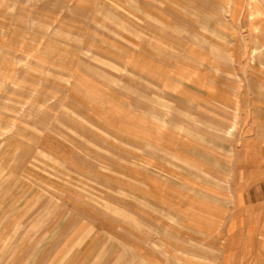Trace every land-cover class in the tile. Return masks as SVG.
Instances as JSON below:
<instances>
[{
    "label": "rangeland",
    "instance_id": "1",
    "mask_svg": "<svg viewBox=\"0 0 264 264\" xmlns=\"http://www.w3.org/2000/svg\"><path fill=\"white\" fill-rule=\"evenodd\" d=\"M2 1L0 27L10 26L18 35L14 36L9 61L0 60V99H4L0 100V264H97L100 256L104 257L102 264H122L141 261L139 257L143 255H159L145 240L158 241L160 229H144L142 235L137 229L119 225L118 219L125 218L123 208L119 211V199L131 197L117 190L121 172L152 177L156 185L166 188V174L177 178L183 171H216L221 177L217 194L222 196L215 201L224 217L222 229L231 230L238 223L243 230L238 233L245 238L253 235L251 227L259 223L263 232L260 236L264 237V225L260 223L264 220V202L259 203L264 198V79L245 78L253 72L261 76L256 56L261 51L256 50L252 60L251 49L260 46L264 36L254 24L257 18L248 11L251 0H137L144 9L157 8L161 14L157 23L149 16L135 20L141 14L133 0ZM263 1L258 0L261 8ZM7 6L14 12L10 13ZM134 22L162 36L142 34L152 37L160 45L157 49L167 53L175 64L187 49L198 51L197 59L191 60L195 72L184 71V79H169L170 72L165 69L160 74L162 79H137L133 69L117 67L116 62L85 46L125 55L117 47L134 49L127 38L128 29L123 34L124 26L133 27ZM69 26H73V40L67 39ZM24 33L27 35L23 37ZM5 38L0 35V44L8 46ZM57 39L62 41L56 44L57 51L46 50L47 41ZM140 40L144 41V37ZM26 51L27 65L22 60ZM218 51L222 56L216 54ZM5 52L1 54L6 55ZM92 57L96 66H103V77L96 75L100 74L99 69L89 66L95 73L92 74L85 65L91 63ZM162 61L160 57L157 63L166 68L165 60ZM251 64L255 71L249 68ZM73 67L83 79H70L69 70ZM178 70L180 75L182 70ZM93 81L99 85L96 91ZM141 87L147 88L146 93L156 103L152 105L155 116H148L140 105ZM5 98L12 104L8 111ZM102 99L106 104L109 99L114 100L113 107L116 104L108 127L92 114L91 106L101 104ZM166 113L174 125L186 121L195 131L200 124L213 128L226 124L221 131L186 132L190 136L187 138L195 141L202 135H217L213 139L227 142L221 154L232 152L231 160L223 158L205 166L168 156L165 145H172L171 134L175 135L176 145L187 140L182 139L185 132L180 128L172 133L170 126H164ZM144 114L161 128L153 126V133L139 131L138 125L145 127L147 123L140 120ZM77 121L84 124L83 131L76 130ZM86 124L94 130L91 127L87 131ZM52 126L55 131L50 130ZM97 140L114 146L109 147L101 163L85 154L82 145ZM154 142L165 149L146 146ZM189 151L199 156L196 151ZM96 174L108 178L109 184L96 179ZM169 181L180 193L194 192L185 183L202 182ZM154 194L160 195L156 191ZM177 200L173 199L175 203ZM160 214L166 218L163 211ZM188 226L181 228L177 224L176 231L188 237L183 240L175 235L173 242L177 243L178 238L181 246H187L204 239L221 244L215 229L208 233ZM157 262L165 263L162 259ZM232 264L247 261L234 259Z\"/></svg>",
    "mask_w": 264,
    "mask_h": 264
},
{
    "label": "crops",
    "instance_id": "2",
    "mask_svg": "<svg viewBox=\"0 0 264 264\" xmlns=\"http://www.w3.org/2000/svg\"><path fill=\"white\" fill-rule=\"evenodd\" d=\"M2 2L3 1L0 0L1 4H3ZM133 2L135 3L134 7L136 6L135 7L136 9H140L139 14H141V16L136 15L134 17L135 20H139L142 17L149 16L154 23L158 22V18H159L158 16H161V14H158L157 8L151 6V8L149 9H144L142 4L137 0H133ZM249 5L250 6H248V11L253 15V17L255 16L258 20V21L255 20L254 22V24L257 25L256 29H259V33H261L264 36V7L261 8L258 5V0H251ZM6 9H8L10 13L14 12V8H12L11 6H7ZM10 19L12 23L14 20L13 17H11ZM69 23L67 22V24ZM69 25H73V24L71 23ZM137 25L138 23L134 22L133 27L126 28L124 26L125 31L123 34L127 33L126 29H128L131 38L127 37V35L125 36L128 38L130 43L134 44V49H131L132 51L128 47H126L125 49L124 45L123 46L118 45L117 47L118 50L120 52L126 53L125 55H115L114 53H112L113 51L109 52V50L105 51L104 49H99V48L95 49L90 44H86L85 46L87 47L88 50L90 51L94 50L96 52H100L101 55H103V57H106L107 59L116 62L117 64L116 63L114 64L115 66L118 65L117 67H124L126 68V70L133 69L134 78L137 77V79H146V80L162 79V76L160 74L165 69L170 72L169 79H174L175 77H178V79H184L185 78L184 71H188V72L193 71V73L195 72L193 66L191 65L193 63L191 60L197 59L198 56H196L195 54H197L198 51H193V50L190 51L187 49L186 50L187 52L186 53L184 52V55H180L181 59H179L177 64H175L174 60L172 59L169 60L168 57L170 56L166 55L167 53L164 54L160 49H157V47L159 48L160 45H158L152 39V37L162 38V36L157 32L154 31L152 32L151 29H149L148 27L145 26L141 27ZM73 26H69L70 36L69 38H67L69 40H73L74 38L73 37L74 33H72ZM136 26L137 28H135ZM146 33L150 34L152 37L149 39L146 35H142ZM0 35H5V37H7L5 39L8 40V46L5 44H0V58H1L0 60H4L6 63L7 61H9V59L12 56V53L10 51L13 48L12 43L14 41V36L18 35V32L14 31V29H12L10 26L0 27ZM26 35H27L26 33L22 34L23 37ZM142 36L144 37V41L140 40L142 39ZM49 41H47V43H49L48 44L49 46L46 45L47 46L46 50L51 51L53 53L56 52L57 51L56 44L62 41H60L59 39L54 41L51 40L50 42ZM261 47L262 49H260ZM159 50L161 53L160 56H159ZM251 50H252V58H251L252 60H254L255 51L256 50L261 51L256 56H259L258 66L261 67L262 72H261V76L259 74L258 76H256L254 72L252 73V75L251 74L248 75L247 73L245 78L254 79L252 76H255L256 77L255 79H264V38L260 46H258L257 48L253 47ZM1 52H5L6 55L3 56ZM28 52L26 51L25 53H23V57H22V60L26 63V65L29 62ZM190 54L192 55V57ZM216 54L218 56H222V53L220 51H218ZM160 57L163 59V61L164 60L166 61V62L164 61L166 68H163V66L160 65L161 63H157V60H159ZM90 59H91V63L89 65L88 64L85 65L88 68L89 66H92L90 68L95 67V69L97 70L99 69L101 72H99L100 74H96V75L103 77V75H105V72L102 69L103 66L100 65L99 67L96 66L94 57ZM103 60L105 62V59ZM1 65L3 64L0 63V66ZM22 66L24 67L25 64L23 63ZM90 68L89 71L91 70ZM249 68L252 71H255L254 65L252 64L249 65ZM178 69L182 70L181 71L182 73L180 75ZM175 70L177 76H175ZM69 72L71 73L70 79L74 77L75 78L77 77V79H83L76 75L77 73L74 71V67L73 70L70 69ZM92 74L95 73L93 72ZM107 78H109L108 75ZM164 79H167V77H165ZM93 84H95L96 86L95 87L96 89L93 88L94 91H96L97 88H99L97 87L99 85L96 81L95 82L93 81ZM142 88L143 87H141V89L140 88L138 89V93L140 94L139 96L141 98V101L143 102L140 105L145 109L146 114L149 113L148 116L151 117L152 115L155 116L156 113L153 112L152 105L155 106L156 103L152 102L153 100L151 96H149L146 93L145 89L147 88L144 87V90ZM230 89H232V86L230 87ZM235 93L236 92H233L234 96H237ZM135 94H137L136 91ZM0 100H4V99L1 98ZM114 103H115L114 100L109 99V101H107L106 104V101L102 99L101 104H95L91 106V108L94 110V112L92 113L93 116H95L96 119L98 118V121L102 120L107 127L109 126L108 123L110 122L109 116L112 115V112L115 110L116 107V104L113 107ZM4 104L6 111L10 110V108L12 107V104L10 103V100L8 98H5ZM0 108L2 107L0 106ZM146 114H144L145 116H143V118L142 116H140V120L147 123L145 127L138 125L139 131H142L144 133L146 132L153 133L152 131H155V129H153V126H156V129L161 128L160 125L157 124L156 122L152 124L150 122L151 118H149L148 121L147 120L148 117H146L147 116ZM167 114L168 113H166L165 116L166 118H165L164 126L166 127L170 126L172 133L173 132L175 133L177 132V130H179V129H175L176 127L180 128L182 130V133L185 132L184 134H182V139L187 140V142L182 141V144L178 143L176 145L175 143H177V141H175L176 140L175 135L171 134L172 138L170 139L172 141V145L171 144L165 145L166 153L168 154V156H171L172 158L175 159H180V161H182L183 163L198 164V165L204 164L205 166L210 165L211 162L217 163V161L219 162L220 159L223 158H227L228 161L231 160V158L229 159V157L230 155L232 156V152L231 154L227 153L226 155L221 154L222 147H226L227 142H220L219 139H213L215 138V136L217 137V135L211 136L207 134L208 132L211 131L224 130L225 128L224 126L226 124H223L224 126L221 124V127L219 128L209 127L211 126L209 124H200L201 127H199L195 131V129L189 128L190 125L186 123V121H183L181 124L175 123L174 125L173 119L168 118ZM114 115H118V112H114ZM114 120L117 121L116 119ZM121 120L123 119L121 118ZM136 123H139V121L136 120ZM170 123L171 125H169ZM76 125H77L76 130H80V131L84 130V128H82L84 127V124L81 121H77ZM85 126L87 131L92 127L88 124H86ZM227 129L228 127L226 128V131ZM50 130L55 131L56 130L55 126H52ZM62 130L64 131L63 128ZM72 130L73 129H71V131ZM93 130L94 129L92 127L91 131ZM190 130H194L192 132L204 131V133L207 132L206 133L207 135H205V137L203 135L202 136L200 135L201 137L199 138H201L202 140L199 139V141L191 140L190 138H187L190 136L186 132V131L191 132ZM147 141H151V140L148 139ZM76 142L81 143V141H77V140ZM90 142L91 143L86 142V144L84 143L82 144L83 148H85L86 150L85 154H87L88 156L96 157L97 159L96 161H99L100 163L103 159H105L104 157L107 156L106 152H109L110 150L109 147H114L113 145H108V142L106 141H103L104 143L99 140L90 141ZM155 144H156L155 142L152 145L150 144L148 145L147 143L146 146L151 148L165 147L158 143L157 145ZM189 150H193L192 152L196 151L197 153H199V156L198 155H197L198 157L195 156ZM181 174L183 175L181 177L177 176V178L173 175L166 174V179L169 180L178 179V180H189V181L192 179L202 182H199L200 183L199 185H191L193 183H189V182L185 183L188 187L194 189V192L191 191L188 193H183V192L180 193L176 191V188H174V183L169 180H167L168 182H164L166 188L163 187L160 188L158 185H156V183L153 182L152 177L142 176V174H139L137 172H128V173L121 172L119 174L120 176L118 177V181L116 185L117 190L119 192L123 191L125 195L128 194V196H131L128 197V199L126 198V196H124L123 200L119 199L120 201L118 203L120 208L119 211L121 212L123 208V211L125 213L124 219L122 218L118 219L119 225L121 226L122 223L123 227L125 228L137 229L139 232H141L140 234L142 235L144 234V229H160V232H157L160 238L158 241L154 242L151 241V239L148 240L147 238L145 240L146 242H148L153 246V249H155V251L159 252L160 256L157 255L154 257L151 255H143V257L142 256L139 257L141 261L135 260V261H130L129 263L122 262V264H158L157 261L161 259L165 261L164 264H199L197 261L200 259H213L217 261L215 264H232L234 259H243L247 261V264H249V262H251L250 264H264V237L260 236V234L263 232H260V229L258 228L259 223L257 225L254 224L253 227H251L253 231V235H249L248 237L245 238L242 234H240L241 232L238 233L239 230H241L240 229L241 226L238 223H234L233 226L235 227H232L231 230L222 229V221L224 217L220 215V211L222 210L219 209L220 208V205H218L219 203L215 201V199L218 200V198H220L219 196H222L217 194V190H218L217 185L219 186V182H221L220 181L221 177H218V173L216 171L209 172V171L200 170L198 172L183 171L181 172ZM230 178L228 177V181ZM96 179L102 181L105 184H109L108 178H103L97 175ZM211 182L213 183L211 184ZM154 191L158 192L160 195L158 196L155 195ZM226 197L227 198L229 197V200H231L228 193H226ZM126 199L128 201H126ZM173 199L176 200L179 199V200H177L178 202L175 203ZM263 200L259 201V203H263L264 202ZM218 209L220 211H218ZM160 211H163L166 214L165 219L161 218ZM260 223H263L264 225V220H262ZM177 224L181 228L182 225H186V226L193 225L196 227H200L204 231H208V233H212L213 229H215L216 231L213 232H219V236L221 238L220 240L221 244L218 245L216 244L215 241L209 242L204 239H199V241L196 240L195 243H192L193 245L181 246L180 243H182V241H180L179 239L185 240V238L188 236H186L182 231H176ZM241 231L243 232V230ZM137 235L138 234L136 233V236ZM175 235L182 236L184 238H179V239L176 238L175 240L177 243H175L173 242ZM240 249H243V251L241 252ZM117 259L121 260L120 256H118ZM97 260H100V262L97 264H102L104 261V257L100 256Z\"/></svg>",
    "mask_w": 264,
    "mask_h": 264
}]
</instances>
